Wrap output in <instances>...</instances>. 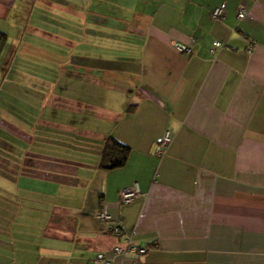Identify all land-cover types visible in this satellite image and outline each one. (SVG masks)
Returning <instances> with one entry per match:
<instances>
[{
  "label": "crops",
  "instance_id": "crops-1",
  "mask_svg": "<svg viewBox=\"0 0 264 264\" xmlns=\"http://www.w3.org/2000/svg\"><path fill=\"white\" fill-rule=\"evenodd\" d=\"M0 33V264H132L127 240L154 245L140 264H264V0H0ZM52 76L89 100L43 105ZM109 137L130 153L104 170Z\"/></svg>",
  "mask_w": 264,
  "mask_h": 264
},
{
  "label": "built area",
  "instance_id": "built-area-1",
  "mask_svg": "<svg viewBox=\"0 0 264 264\" xmlns=\"http://www.w3.org/2000/svg\"><path fill=\"white\" fill-rule=\"evenodd\" d=\"M224 4H221L212 9L209 13V17L212 20H221L224 16ZM247 10L244 6L240 5L237 9V19L243 20L246 18ZM255 43L250 42V46L247 48V52L250 53L254 48ZM175 48L179 52H188L189 48L181 43H174ZM226 45L219 41H214L212 43L211 53L216 49L225 48ZM172 140V135L170 131L166 130L164 133L155 140L154 143V154L156 156H161L164 154L166 148ZM140 194L139 186L137 183H133L128 187L121 189L118 193V201L121 204L131 203ZM94 216L102 222L103 232L105 234H113L114 236H119V222H112L111 217L104 211H96ZM154 248V245H136L131 240H127L123 245H116L113 248V254L115 256L121 257L122 259H129L132 264H140L141 258L146 255L150 250ZM96 262H101L102 264H110L109 260L105 259L103 255L99 254L96 258Z\"/></svg>",
  "mask_w": 264,
  "mask_h": 264
},
{
  "label": "rangeland",
  "instance_id": "rangeland-1",
  "mask_svg": "<svg viewBox=\"0 0 264 264\" xmlns=\"http://www.w3.org/2000/svg\"><path fill=\"white\" fill-rule=\"evenodd\" d=\"M88 27L89 26H87V27H85L83 29L84 30V33L86 32L85 29L88 28ZM103 30H104L103 28L97 29V31L100 32L99 33L100 34L99 36L102 37V38H104L106 36V33H103V32H105ZM93 33H95V31H93ZM101 35H103L104 37L101 36ZM88 52H89V56L90 55H98L99 54V56H102L104 59H107V56L108 55H112V53H115L116 51L114 52L111 49L108 50L107 47H104L103 48V46H100V48H99L98 51H96V50L93 49V50H89ZM118 54H120V56L126 55V53L123 54V52H118ZM46 80L48 81L49 84H52V86L50 87V89L47 90L45 88V89H43L42 94H35L36 98L37 97L43 98L45 96L43 105H48L47 104V93H50V95H54V96H58V97H61V98L68 99V101H75V102H80V103L81 102H87L89 100L88 98L90 96V93H89L90 90L84 84H82V85H76L74 83V81L73 82H70L72 80H69V79H67V80L65 79L64 81H62V80L59 81L58 76H52L51 78H48ZM58 83H59V85H58ZM63 83H65L66 88H70L69 91L68 90H60V88H61V86H62ZM35 86H38V83H35Z\"/></svg>",
  "mask_w": 264,
  "mask_h": 264
},
{
  "label": "trees",
  "instance_id": "trees-1",
  "mask_svg": "<svg viewBox=\"0 0 264 264\" xmlns=\"http://www.w3.org/2000/svg\"><path fill=\"white\" fill-rule=\"evenodd\" d=\"M5 41L6 35L0 33V52ZM129 153L130 149L128 147L121 145L113 138H107L101 152L100 168L104 170H112L124 166Z\"/></svg>",
  "mask_w": 264,
  "mask_h": 264
}]
</instances>
